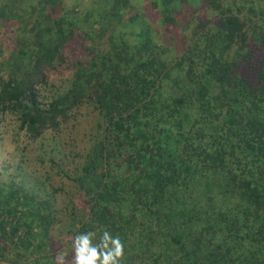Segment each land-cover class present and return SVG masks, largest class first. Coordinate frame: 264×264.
<instances>
[{
  "label": "trees",
  "instance_id": "trees-1",
  "mask_svg": "<svg viewBox=\"0 0 264 264\" xmlns=\"http://www.w3.org/2000/svg\"><path fill=\"white\" fill-rule=\"evenodd\" d=\"M129 1L0 0V117L30 139L94 122L70 172L47 157L75 189L62 205L40 174L0 180V264L71 261L104 231L120 264H264V0H179L175 20L139 0L157 22L126 28Z\"/></svg>",
  "mask_w": 264,
  "mask_h": 264
},
{
  "label": "rangeland",
  "instance_id": "rangeland-1",
  "mask_svg": "<svg viewBox=\"0 0 264 264\" xmlns=\"http://www.w3.org/2000/svg\"><path fill=\"white\" fill-rule=\"evenodd\" d=\"M139 0L129 1V7L121 17V21H125L126 28H143L145 25V17L148 18V23H155L157 20L154 18V13L149 12L144 16L134 14L137 10L135 3ZM147 1V0H145ZM186 3L189 6L199 4V0H187ZM168 8H163V11L171 12L173 10V20L178 16V10L181 9V3L179 0H171L167 2ZM144 9H147V5H144ZM162 11V12H163ZM156 12V11H155ZM157 13V12H156ZM175 30V29H174ZM76 43V39H74ZM71 44V43H70ZM71 50V49H70ZM50 72L46 83L41 85L38 98L45 102L50 98V95L55 92L61 91L67 85V79L64 78L63 72ZM79 113V123L73 128L68 126L61 128L55 134L51 136V132H46L44 137L28 138L22 130L16 127L17 121L11 114H4L0 117V180L10 181L14 186H23L28 190L34 191V180L40 179L42 176L45 182L50 181V184H46L45 188L51 190L52 187H59V190L55 192L57 195L56 206L62 205V200L71 194H75V189L70 185V181L61 174L59 171H55V167H50L47 157L50 155L58 163L59 167L65 172L70 170L80 160V153L89 145L87 141L91 130L93 129V118L91 115ZM67 121H70L68 119ZM63 135L62 138H58V135ZM58 141L59 150L56 151ZM38 154L42 156L45 161L38 164L39 161L34 159V155ZM34 164L38 165V170L34 171ZM40 165V166H39ZM40 174V175H39ZM47 176V178H45ZM76 205L80 207L79 194L74 195ZM63 220L66 217H62ZM60 224V223H58Z\"/></svg>",
  "mask_w": 264,
  "mask_h": 264
},
{
  "label": "clouds",
  "instance_id": "clouds-1",
  "mask_svg": "<svg viewBox=\"0 0 264 264\" xmlns=\"http://www.w3.org/2000/svg\"><path fill=\"white\" fill-rule=\"evenodd\" d=\"M94 236L93 232L75 236L71 261L66 259L65 254H61L58 264H120L124 256V245L120 238L104 231L99 243L93 244Z\"/></svg>",
  "mask_w": 264,
  "mask_h": 264
}]
</instances>
